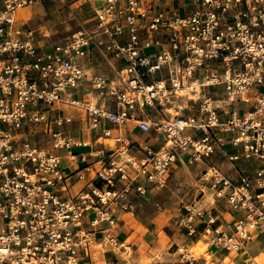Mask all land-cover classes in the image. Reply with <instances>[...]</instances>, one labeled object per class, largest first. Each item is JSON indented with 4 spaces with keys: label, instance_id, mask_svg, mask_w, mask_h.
I'll return each mask as SVG.
<instances>
[{
    "label": "built area",
    "instance_id": "1",
    "mask_svg": "<svg viewBox=\"0 0 264 264\" xmlns=\"http://www.w3.org/2000/svg\"><path fill=\"white\" fill-rule=\"evenodd\" d=\"M46 1L86 8L78 29L52 42L20 16ZM163 3L0 0V264L91 263L95 234L122 256L105 264H133L111 235L117 213L134 215L177 165H203L232 218L226 230L223 212L185 206L175 223L188 239L230 254L264 235V0ZM97 54L112 76L90 68ZM249 162L251 173L234 166Z\"/></svg>",
    "mask_w": 264,
    "mask_h": 264
},
{
    "label": "crops",
    "instance_id": "2",
    "mask_svg": "<svg viewBox=\"0 0 264 264\" xmlns=\"http://www.w3.org/2000/svg\"><path fill=\"white\" fill-rule=\"evenodd\" d=\"M83 100H86V98ZM68 113L75 120L71 127L74 137L78 138L80 134H84L87 137L84 140H89L88 133L80 132L83 130V124L80 120V112L69 110ZM135 137L136 135L133 138ZM84 149H88L87 152H89V148ZM63 165L65 164L63 163ZM79 167H83V165H79ZM184 167L186 168L187 166L177 165L176 168L181 169ZM76 189L77 186L74 190ZM160 191L161 190H152L149 192L146 199H139L134 215L129 213L123 214L121 212L117 213V227L111 231V235L119 241H125L131 246L133 252L131 262L133 264H182L180 256L176 251L177 247L182 245H185L188 248L190 245H195L196 248L193 249L198 253H202L206 250L204 244H197L198 240L193 241L188 239L186 235L177 228L175 221L182 211L178 212L174 218L158 222L159 214L156 208V205H158L156 199L158 198ZM203 198H206V196H203ZM211 199V201L200 200L196 205L209 214L223 212L225 222L221 221L220 223L223 224L224 229L228 230L231 226L232 218L226 212V207L221 201L214 202L212 194ZM85 222H87L86 219ZM102 228L107 227L104 225ZM95 235V245L91 249V263L88 260H86L85 263L105 264L106 262L120 260L118 257L119 253L116 251L107 250L104 253V251L97 246L98 243L101 242V235ZM256 246H258V244H256ZM207 254L214 258L216 264H223L228 258L232 260L231 264H247L249 257L247 248L240 250L238 253L230 254L215 249H209ZM198 264L203 263L199 262Z\"/></svg>",
    "mask_w": 264,
    "mask_h": 264
},
{
    "label": "rangeland",
    "instance_id": "3",
    "mask_svg": "<svg viewBox=\"0 0 264 264\" xmlns=\"http://www.w3.org/2000/svg\"><path fill=\"white\" fill-rule=\"evenodd\" d=\"M163 5L168 7H180L182 9L188 5V0H164ZM78 6V3L63 5L58 1H46L43 6H36L33 9H25L20 16L22 18L31 19L33 25L46 30L50 41L57 42L78 29L80 13L86 10V8L83 10L78 9ZM109 62L110 61L102 54H97L94 59V63L90 66V68H92L94 72L103 76H112ZM81 95L82 93L77 91L75 97L78 100H83L84 98ZM78 138L85 139L87 137L84 134H80ZM87 150L88 149H76L73 152L80 154L87 152ZM58 154L64 156L65 152H59ZM63 163L65 164V160ZM256 165V163L249 162L239 163L234 166L244 172L251 173ZM217 166L224 173L232 175L233 171H231V169L233 167L229 163L222 161L217 164ZM203 169V165H197L189 168H175V170H173L165 187L160 191V194L156 199V202L158 203L156 208L159 214L158 222L176 217L178 212H183V207L185 206L190 204L196 205L200 200H212V192L210 191L208 185L200 181V172H202ZM203 196H206V198H203ZM198 243L204 244L206 246V250L202 253H196L197 257L199 259H205L207 264H216L214 258L207 254L209 250L207 239L204 238L199 240L197 244ZM255 243L258 244V246H256ZM189 247L196 248L195 245H190ZM246 248L249 254L247 264H264V235L259 236L255 241L249 243ZM118 257L121 258L122 256L118 254ZM199 262L203 263L201 260ZM231 262L232 260L228 258L223 264H231Z\"/></svg>",
    "mask_w": 264,
    "mask_h": 264
},
{
    "label": "bare ground",
    "instance_id": "4",
    "mask_svg": "<svg viewBox=\"0 0 264 264\" xmlns=\"http://www.w3.org/2000/svg\"><path fill=\"white\" fill-rule=\"evenodd\" d=\"M24 11V10H23ZM23 11H21L19 14H21ZM188 251L191 253V255H193L195 258H198L197 257V254L198 253L197 251H195L193 248H188Z\"/></svg>",
    "mask_w": 264,
    "mask_h": 264
}]
</instances>
